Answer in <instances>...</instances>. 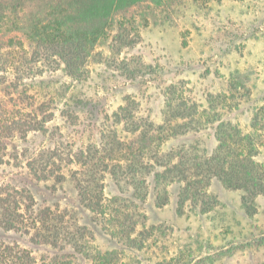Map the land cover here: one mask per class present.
<instances>
[{"label": "rangeland", "instance_id": "1", "mask_svg": "<svg viewBox=\"0 0 264 264\" xmlns=\"http://www.w3.org/2000/svg\"><path fill=\"white\" fill-rule=\"evenodd\" d=\"M135 17L110 28L98 41L83 78L74 79L59 69L47 70L31 85L26 79V89L34 95L32 107L51 99L47 111L53 114L43 130L7 140L0 155V185L26 189L38 207L72 209L78 224L87 228L88 246L113 251L126 264H167L172 258L184 264H264V246L253 241L264 233V194L254 198L249 213L242 207L241 190L212 179L208 192L217 199L212 209L201 212L187 202L184 211L177 213V185L168 186L167 204L157 207L154 179L149 175L146 197L134 202L146 214L145 225L158 226L165 236L155 243L149 238L148 249L138 250L111 237L92 220L69 177L53 187L52 181L35 178L27 168L26 159L41 148L66 143L76 149L99 143L107 129L122 132V123H114L112 113L127 97L138 115L160 123L172 85L176 97L201 112L207 109L200 114L206 126L177 135L163 149L193 145L211 151L218 123L209 119L214 113L244 132L255 131L256 159L264 165V0H183L167 15L159 8L145 7ZM6 85L2 82L0 88ZM118 193L106 175L104 194ZM0 241L29 250L38 262L55 253L49 245L34 243L15 230L0 228ZM66 251L72 264H93L83 251Z\"/></svg>", "mask_w": 264, "mask_h": 264}, {"label": "trees", "instance_id": "2", "mask_svg": "<svg viewBox=\"0 0 264 264\" xmlns=\"http://www.w3.org/2000/svg\"><path fill=\"white\" fill-rule=\"evenodd\" d=\"M182 2L0 0V84L7 81L5 88H0V155L7 140L43 130L44 122L53 114L51 109L47 111L51 99L32 107L34 95L28 93L26 79L31 85L47 70L59 69L69 77L81 79L95 45L110 28L135 19L145 7L159 8L167 15L168 10ZM176 93L173 85L168 88L160 123L138 115L127 97L112 113L113 122L122 123V132L107 129L99 143L76 149L66 143L41 148L26 159V166L35 178L52 181L53 187L69 177L92 220L111 237L138 250L148 249L149 238L155 243L165 236L164 232L159 233L158 226L145 225L146 214L134 202L146 197L149 175L154 179L157 207L167 204L168 186L176 184L177 213L184 211L187 202L201 212L209 211L217 204L216 197L208 192L210 181L216 179L226 188L241 190L242 207L252 212L254 198L264 194V165L256 159L258 135L220 121L213 113L209 119L218 123L216 145L211 151L193 145L163 149L177 135L206 126L200 114L207 109L199 111L194 104L176 97ZM106 175L118 187L117 195L104 194ZM126 192H131L129 197L124 195ZM0 228L19 231L34 243L49 245L55 251L54 256L42 257L38 262L29 250L0 241V264H72L66 249L83 251L93 264H126L113 251L88 246L87 228L78 224L72 209L57 205L38 207L24 188L0 185ZM253 241L264 246V233ZM172 261L167 264H184L178 258Z\"/></svg>", "mask_w": 264, "mask_h": 264}]
</instances>
